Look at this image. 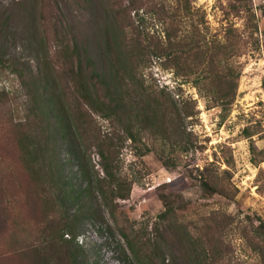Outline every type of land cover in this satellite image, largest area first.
Segmentation results:
<instances>
[{"label":"rangeland","instance_id":"obj_1","mask_svg":"<svg viewBox=\"0 0 264 264\" xmlns=\"http://www.w3.org/2000/svg\"><path fill=\"white\" fill-rule=\"evenodd\" d=\"M142 1L141 10L124 11L125 0H0V264H153L150 252L156 264H264L253 239L264 221V0L247 1L252 36L233 0ZM138 23L168 55L137 62L124 44L108 52L105 32L122 43ZM74 30L99 48V65L127 78L124 91L157 115L159 133L120 149L131 190L113 204L117 222L96 205L101 218H81L73 242L61 235L49 165L57 172L60 164L76 186L78 166L38 107L41 79L55 91V43ZM121 230L147 255L142 248L134 257Z\"/></svg>","mask_w":264,"mask_h":264},{"label":"trees","instance_id":"obj_2","mask_svg":"<svg viewBox=\"0 0 264 264\" xmlns=\"http://www.w3.org/2000/svg\"><path fill=\"white\" fill-rule=\"evenodd\" d=\"M80 2V0H76ZM124 11H139L144 8L142 0H125ZM232 5L238 11H245L247 14V25L250 27L251 36L253 31L257 30L254 20L252 21L251 9L248 6V0H233ZM149 6V5H148ZM111 15L116 18V11H111ZM253 16V15H252ZM126 21V20H125ZM59 24L53 26L57 29ZM116 26L125 30L130 29L132 24H121L116 21ZM142 25L138 23L136 30L130 33L129 40L126 41V32L123 34V42L119 43L118 39L112 35V32H105V48L108 52H119V48L126 47L124 55L132 56L137 62L149 60L152 56L157 58L168 55L162 50V45L158 41L155 33L144 32ZM167 38L166 46L168 49L179 45L173 43L170 34L165 30ZM72 37L59 40L55 43L54 59L51 62L53 69L54 85L50 86L55 89L48 93L46 88L47 79H41L39 85L44 88L42 100L39 104L38 111L41 120L52 125V131L57 134L61 143L66 149L68 163H74L78 166V179L80 185L76 186L73 178L68 175L63 167L59 164L56 172L57 163L49 165V174L57 176L55 204L58 206L61 218L64 222L62 227V237L67 234L71 241L74 242L79 221L83 217L99 220L98 206L107 207L111 217L115 222L113 204L117 199L127 198L131 190V182L127 179L123 160L121 158V148L127 140L136 143L141 140L140 135L143 132L155 135L159 133L157 124V115L153 112L147 113L144 109L136 104V100H131V94L124 91V84L128 85L127 78L117 69L114 73L104 66L99 65L96 59L97 49L90 50L83 44L81 33L78 31L71 32ZM156 38V40H153ZM100 39L96 38V41ZM101 41V40H100ZM72 45V48L69 46ZM121 44V47L120 45ZM191 49L204 53L200 47L193 44ZM182 46V44L180 45ZM90 47L95 48L90 45ZM118 49V50H115ZM184 50V48L182 47ZM118 59V56H116ZM227 95L218 98L224 101ZM112 121L115 125H120V129H102L97 118ZM54 119L50 123L51 119ZM154 129V133L153 130ZM153 139V138H152ZM161 140V139H160ZM67 142H69L67 144ZM26 148V145H23ZM97 156V161L92 163L91 155ZM35 155L30 154L27 164L32 165ZM55 165V168H54ZM98 165V170L94 166ZM53 173V174H52ZM43 188V186H42ZM41 188V189H42ZM41 191V190H40ZM43 196H48L43 189ZM49 197V196H48ZM98 205V206H96ZM108 228H111L108 225ZM127 248L134 257L140 258L142 248H136L137 244L134 239L120 231ZM253 239L255 251L264 262V221L260 220L254 226ZM64 241L67 239L64 238ZM147 258H158L150 252ZM155 258V259H154ZM170 264V263H168Z\"/></svg>","mask_w":264,"mask_h":264}]
</instances>
